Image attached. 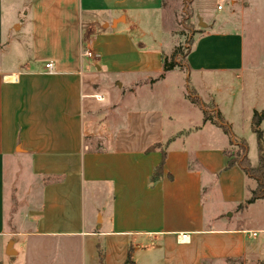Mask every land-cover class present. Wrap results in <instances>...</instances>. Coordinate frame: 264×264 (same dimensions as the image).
<instances>
[{"label": "crops", "instance_id": "obj_1", "mask_svg": "<svg viewBox=\"0 0 264 264\" xmlns=\"http://www.w3.org/2000/svg\"><path fill=\"white\" fill-rule=\"evenodd\" d=\"M183 2L0 0V264H50V242L78 244L79 264H125L130 250L136 264L264 262V227L235 223L260 201L247 204L257 182L227 168L217 115L233 125L189 64L205 41L198 68L229 84L225 74L245 72L242 33L209 20L184 66L165 72L181 41L172 6ZM13 3L19 40L4 26ZM86 195L98 220L84 214Z\"/></svg>", "mask_w": 264, "mask_h": 264}, {"label": "rangeland", "instance_id": "obj_2", "mask_svg": "<svg viewBox=\"0 0 264 264\" xmlns=\"http://www.w3.org/2000/svg\"><path fill=\"white\" fill-rule=\"evenodd\" d=\"M230 1L231 2L225 4L223 10H218V0H195L192 8V17H190L187 12V6H185L186 0H184L185 4L183 2L182 4L178 3L172 6L177 21L176 34L181 40L178 46H181V49L184 51L178 58L181 64L186 62V54L190 46L193 45L196 34L200 32L201 28H206L211 19L218 20L219 17L222 18V22L217 23L214 29L215 31L242 33L245 72L238 73L232 70L230 73L225 74L223 77L230 78L229 84L226 82L223 83L222 80L219 81V79L217 80L214 77V79L209 78V75H217L213 73H209L208 75L205 71L198 68L205 65L208 60L207 57L210 51L208 50V43L205 41L199 43V49L192 54L189 64L192 69L191 79L195 82L196 87L202 88L203 91L210 88L207 92L213 93L214 98H216L217 102L221 105L222 112L226 113V118L233 125L235 135L233 133V138L228 148L229 158L237 159L238 156L241 158L238 154L243 151L242 145L246 142L249 148L248 156L250 162L257 165L258 143L256 134L252 130L251 122L253 108H264V0ZM16 5L17 4L13 3L11 6V14L7 13L4 17V26L6 29H12L14 35L17 36L19 40L26 36V31L23 30L22 32H18L14 24L24 22L25 19L22 15L20 17L18 16V20H14L15 17L12 14V10ZM230 13L234 14V17H229L228 15H230ZM195 14L197 17H205L207 15L206 19H203L201 25L195 22L197 20L194 21ZM237 46H239V44ZM220 55L222 56L223 54L220 53ZM226 79L227 78H225V80ZM199 91L202 90L199 89ZM202 106L206 108L208 117L217 118V113L213 110L214 105L212 103L206 101ZM262 129L264 131V123ZM238 137H243L245 140ZM97 210L98 205H95L94 199L86 195L84 201V214L91 217L93 221L95 219L98 220L96 214ZM237 222H240V224L244 223L247 227L253 229L263 228L264 200L260 199L257 205H255L247 215H244L242 220L235 221V223ZM255 240L264 242V233L259 231L258 237H255ZM32 247L33 245L29 243L25 250L27 254L25 257L26 262L27 258L31 259V256L35 254ZM79 254L80 246L75 242L72 244L71 249L67 248L66 250H62L60 246L50 242V255L46 253L45 260H47L49 256L50 264H79V260H77ZM71 258L75 259L67 263V260ZM250 264H264V262L261 263L257 259H252V263L250 262Z\"/></svg>", "mask_w": 264, "mask_h": 264}, {"label": "trees", "instance_id": "obj_3", "mask_svg": "<svg viewBox=\"0 0 264 264\" xmlns=\"http://www.w3.org/2000/svg\"><path fill=\"white\" fill-rule=\"evenodd\" d=\"M195 0H186L185 6H187V12L190 15V17L193 16V3ZM191 49H188V52L186 56L188 55L189 51ZM184 51L181 49V46L176 47L174 53L171 57H165L164 59V71L168 72L171 70H174L176 67H183L184 65L181 64L179 61L178 56L183 53ZM192 101L196 104L200 105L199 99H192ZM218 121L215 123L229 136L230 139L233 138V131L231 126L220 116V114L217 115ZM207 119V117H206ZM264 121V109L262 111H255L253 118H252V130L256 134L257 137V143H258V155H259V164L257 167H253L251 165L248 153L249 148L247 143L245 142L242 145V152L239 153L241 158L237 159H231L229 158L227 168H231L234 165L238 164L243 171L251 178L255 179L257 182V187L255 190L251 192L250 199L247 200V204L254 203L258 199L264 200V131L261 128L262 122ZM166 154L164 153L162 163L160 166L156 169V172L154 174V179H158L160 177V174L162 172V168L165 162ZM125 264H136V262L133 259L131 250L128 253V258L125 262Z\"/></svg>", "mask_w": 264, "mask_h": 264}, {"label": "built area", "instance_id": "obj_4", "mask_svg": "<svg viewBox=\"0 0 264 264\" xmlns=\"http://www.w3.org/2000/svg\"><path fill=\"white\" fill-rule=\"evenodd\" d=\"M219 1V4H218V10H223L224 8H225V4L226 3H228V2H230V0H218ZM86 56H89V57H91L92 56V53L90 52V51H85V53H84ZM46 67L48 68V69H50V70H52L53 68H54V65H53V63H49V64H47L46 65ZM252 235L253 236H256L257 235V232H252ZM183 237V239H185L186 238V236H182Z\"/></svg>", "mask_w": 264, "mask_h": 264}, {"label": "water", "instance_id": "obj_5", "mask_svg": "<svg viewBox=\"0 0 264 264\" xmlns=\"http://www.w3.org/2000/svg\"><path fill=\"white\" fill-rule=\"evenodd\" d=\"M7 253L9 255H13L15 254L16 252L13 250V243H10L9 246H8V249H7Z\"/></svg>", "mask_w": 264, "mask_h": 264}]
</instances>
